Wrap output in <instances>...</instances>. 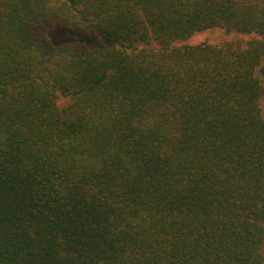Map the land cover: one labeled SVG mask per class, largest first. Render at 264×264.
<instances>
[{"label":"trees","instance_id":"16d2710c","mask_svg":"<svg viewBox=\"0 0 264 264\" xmlns=\"http://www.w3.org/2000/svg\"><path fill=\"white\" fill-rule=\"evenodd\" d=\"M0 264H264V0H0Z\"/></svg>","mask_w":264,"mask_h":264},{"label":"rangeland","instance_id":"374dc122","mask_svg":"<svg viewBox=\"0 0 264 264\" xmlns=\"http://www.w3.org/2000/svg\"><path fill=\"white\" fill-rule=\"evenodd\" d=\"M226 37L222 35L219 31H208L196 34L188 39V42L191 44H196L203 42L204 40H210L212 42L218 41L221 38ZM51 39L54 44H60L62 42H72L79 41L88 44L91 47L95 46H105L107 45V41L105 39H99L96 37H88L82 35L76 31L68 30L65 28L56 29L51 33Z\"/></svg>","mask_w":264,"mask_h":264}]
</instances>
